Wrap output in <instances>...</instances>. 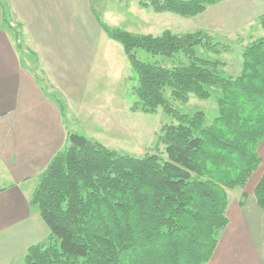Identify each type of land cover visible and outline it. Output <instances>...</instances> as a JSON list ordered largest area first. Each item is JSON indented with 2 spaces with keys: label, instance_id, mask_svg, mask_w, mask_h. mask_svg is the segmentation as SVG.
I'll return each mask as SVG.
<instances>
[{
  "label": "trees",
  "instance_id": "obj_1",
  "mask_svg": "<svg viewBox=\"0 0 264 264\" xmlns=\"http://www.w3.org/2000/svg\"><path fill=\"white\" fill-rule=\"evenodd\" d=\"M221 1L145 0L141 6L188 18ZM98 23L122 46L136 75L130 110L161 107L177 123L161 129V151L143 157L69 131L31 194L48 228L46 241L30 245L22 264H205L227 225L230 191H242L261 161L264 37L243 48L239 73L227 77L219 56L229 47L203 30L152 36ZM259 23L264 29V13ZM166 89L182 103L214 91L211 124L202 112L174 111ZM253 196L264 209V172ZM245 197L241 192L239 203Z\"/></svg>",
  "mask_w": 264,
  "mask_h": 264
},
{
  "label": "crops",
  "instance_id": "obj_2",
  "mask_svg": "<svg viewBox=\"0 0 264 264\" xmlns=\"http://www.w3.org/2000/svg\"><path fill=\"white\" fill-rule=\"evenodd\" d=\"M91 1L0 0V244L20 240L23 256L30 245L47 238L31 194L40 173L65 146L68 132L76 131L71 119L86 124L87 113L96 117L95 128H101L100 112L106 118L113 114L106 104L93 102L88 90L101 72L95 66L106 55L102 51H122V46L107 37L97 20L111 6L104 5L103 12L102 0L96 7ZM263 13L264 0H224L190 19L218 40L234 37L245 45L264 37L258 22ZM109 100L120 105L118 97L110 95ZM112 121L117 125L114 117ZM258 154L257 170L228 199L227 225L205 264H264V209L253 196L264 172V138ZM30 219L43 236L23 243L32 229L25 226ZM0 260L6 258L1 255Z\"/></svg>",
  "mask_w": 264,
  "mask_h": 264
},
{
  "label": "rangeland",
  "instance_id": "obj_3",
  "mask_svg": "<svg viewBox=\"0 0 264 264\" xmlns=\"http://www.w3.org/2000/svg\"><path fill=\"white\" fill-rule=\"evenodd\" d=\"M96 1L97 0L91 1L94 3V7H96ZM144 3L145 0H102L99 6H102L101 9L103 12L104 10L106 11L104 5L111 6V12L105 13V15L102 13L97 20L102 21L110 28L125 30L132 34H150L152 36H159L165 31L181 35L197 29L195 27V19L192 21L190 17H182L170 12L153 13L151 7L146 8L141 6ZM259 25L261 26L260 23ZM233 39L222 42L229 47L230 51L219 56V59L226 61L225 67L220 68L219 71L223 76L227 77H234L239 73L241 69V51L244 46L251 43L243 45L240 44V42H236L238 39ZM114 43L120 46L119 43ZM119 48L120 47H114L113 50L112 48H107L102 51L106 55L101 61H97L95 66L98 67L101 72L98 78L96 77L90 81L88 90L93 93V102L97 99L98 103L106 104L104 106L105 108L109 107V109H112V117L116 119L117 125L112 121L110 115L106 118L107 113L103 112L102 114V112H100L98 120L101 124L99 123L98 125H101V128H95L93 121L96 120V117H92L90 114L86 113V124H83L79 120L71 119L70 122L75 124L76 131L70 132L83 134L91 141L100 143L117 153L143 157L146 154L161 151L162 145H160L157 140L161 129L165 125L176 124L177 120L173 115L166 113L161 107L152 113L130 110V106L136 101L132 92L133 86L136 85V75L131 69L123 50L120 51ZM197 50L199 55H204L203 49L198 48ZM209 56L212 58L215 57L212 54H209ZM145 57L147 58V55H145ZM166 64L170 66V62ZM169 91V89H166L165 96L170 100L174 111L179 114L190 115L196 112H202L204 115V124H211L217 112L215 103L216 95L214 91L211 92L209 98L205 99L190 95L186 103L173 100V98L170 97ZM96 94L97 97L95 98L94 95ZM110 95L116 98L118 97L117 101L120 105L109 104ZM156 148H158V150ZM233 191L231 190L230 192L232 193ZM41 222L43 227H45L44 230L47 231V226L43 221ZM33 224L34 222H32L31 219L25 224L26 227L32 229L26 231L25 238L27 239L24 240L23 243H30L34 241V239L31 238L43 236L38 229L37 231L34 230L35 227ZM16 238H18V236H15V239ZM45 241L46 238L41 243ZM22 245L20 240L17 242L15 240H9V242L5 241L3 245L0 244V257L3 255V257L6 258L5 261L0 260V263L14 264L17 260L19 261L18 264L24 263L25 255H22ZM16 254L19 258L15 257Z\"/></svg>",
  "mask_w": 264,
  "mask_h": 264
}]
</instances>
